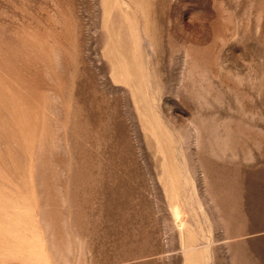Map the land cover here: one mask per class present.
Listing matches in <instances>:
<instances>
[{"label": "rangeland", "instance_id": "1", "mask_svg": "<svg viewBox=\"0 0 264 264\" xmlns=\"http://www.w3.org/2000/svg\"><path fill=\"white\" fill-rule=\"evenodd\" d=\"M0 264H264V0H0Z\"/></svg>", "mask_w": 264, "mask_h": 264}]
</instances>
